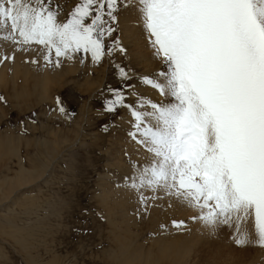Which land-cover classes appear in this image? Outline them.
<instances>
[{
	"label": "snow or ice",
	"instance_id": "snow-or-ice-1",
	"mask_svg": "<svg viewBox=\"0 0 264 264\" xmlns=\"http://www.w3.org/2000/svg\"><path fill=\"white\" fill-rule=\"evenodd\" d=\"M122 10L161 65L138 79L163 99L123 85L137 97L129 104L121 89L109 90L104 110H128L127 134L142 150L116 186L136 194L137 214L174 198L210 233L234 228L237 246L264 248V0H77L63 20L54 0H0V40L15 51L39 46L49 67L53 55L56 67L62 58L98 64L126 56L114 35ZM114 67L129 79L131 69ZM56 110L66 113L59 97ZM249 223L252 231L241 227Z\"/></svg>",
	"mask_w": 264,
	"mask_h": 264
},
{
	"label": "rangeland",
	"instance_id": "rangeland-1",
	"mask_svg": "<svg viewBox=\"0 0 264 264\" xmlns=\"http://www.w3.org/2000/svg\"><path fill=\"white\" fill-rule=\"evenodd\" d=\"M76 2L54 0L60 20ZM114 35L126 56L106 54L98 64L62 58L60 67L54 55L47 66L39 46L15 51L0 40V56H13L0 62V264H264V248L237 246L234 228L210 233L174 198L149 201L137 214L136 194L116 186L142 150L127 134L128 110H104L109 90L121 89L129 104L137 97L123 85L152 101L163 97L138 79L161 65L130 11L118 13ZM114 64L131 69L127 81Z\"/></svg>",
	"mask_w": 264,
	"mask_h": 264
},
{
	"label": "bare ground",
	"instance_id": "bare-ground-1",
	"mask_svg": "<svg viewBox=\"0 0 264 264\" xmlns=\"http://www.w3.org/2000/svg\"><path fill=\"white\" fill-rule=\"evenodd\" d=\"M32 85H33V84H32ZM24 87H26V86H24ZM27 88H28V87H27ZM7 90H8V89H7ZM28 95H30V94H28ZM28 95H27V96H28ZM36 140H37V139H36ZM1 148H2V147H1ZM3 148H4V147H3ZM1 150H2V149H1ZM6 153H7V151H6ZM26 174H27V173H26ZM36 176H37V175H36ZM36 176H35V177H36ZM32 178H33V177H32ZM33 180H34V178H33ZM17 187H18V186H17ZM120 214H121V216L124 215L123 212H121ZM107 216H108V214H107ZM108 219H109V217H108ZM109 221H110V220H109ZM109 221H108V222H109ZM109 223L111 224V222H109ZM111 225H112V224H111ZM112 229H113V228H112ZM162 258H163V257H162ZM164 258H165V257H164ZM164 258H163V260H164ZM167 258H169V257H167ZM167 260H168V259H167ZM171 262H172V261H171ZM171 262H170V264H172ZM167 263H168V262H167ZM175 263H177V262L175 261Z\"/></svg>",
	"mask_w": 264,
	"mask_h": 264
}]
</instances>
